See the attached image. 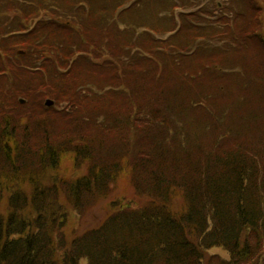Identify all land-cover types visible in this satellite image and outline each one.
Wrapping results in <instances>:
<instances>
[{
  "label": "trees",
  "instance_id": "16d2710c",
  "mask_svg": "<svg viewBox=\"0 0 264 264\" xmlns=\"http://www.w3.org/2000/svg\"><path fill=\"white\" fill-rule=\"evenodd\" d=\"M195 1L0 0V264H264V150L239 138L264 124V87L234 105L241 70L216 68L228 40L243 63L264 54L258 0L239 33L193 25ZM121 177L147 201L63 233Z\"/></svg>",
  "mask_w": 264,
  "mask_h": 264
},
{
  "label": "rangeland",
  "instance_id": "374dc122",
  "mask_svg": "<svg viewBox=\"0 0 264 264\" xmlns=\"http://www.w3.org/2000/svg\"><path fill=\"white\" fill-rule=\"evenodd\" d=\"M247 1H249V0H247ZM247 1L246 0H197V1H195V4H193L196 6L190 7V8L184 7L181 10L184 13H187V16L190 15L189 11L194 10V12L191 13L190 18H189L193 25L195 24L196 26H199V27L202 25L203 26L207 25L205 19L203 20L202 23H200V21L197 20V18L199 16H201V14H202L201 17H203V18H208L210 16V17H214V18L218 19V17H223V18H225V21H223L222 24H227L232 29L233 28L237 29V31L239 33V31L242 29L243 19H237V14L240 13V11L245 12L248 9L247 4L249 2H247ZM255 1H257V0H255ZM253 4H256V7L254 9L256 12L250 11L249 13H245V14H247V18H248L249 23L251 25L250 29L254 27L255 30L258 31L260 29H263L260 25L264 24V0H258V2H253ZM200 9L205 10V14H203L202 10H200ZM177 12L178 11L176 10L175 13L177 14ZM47 13H48L47 16L42 17L44 20H46L47 18L51 19L50 15H52V13L50 11ZM193 14L196 15L195 18L192 17ZM260 33H262V32L258 31L254 34H260ZM78 37H80V39L82 41H84V38H83L84 35H83V37L81 34L76 35L75 39H77ZM90 37H91V34H89V38ZM79 42L80 41L76 40L75 45L76 44L77 45L74 46L75 48L74 47L72 48V49H75L74 57L84 56L81 52L80 53L76 52V50H78L77 47H79L78 46ZM205 46H206L207 50H212L214 45L212 43H206ZM234 50H235V47L233 46V42L231 40H228L225 43V50L223 52L225 54L216 56V58H219L218 60H216L218 62V65L216 68L220 69L219 68L220 67L219 60L221 59L224 61L225 66H228V67L230 66L232 69H234V71L241 70V71L236 72L235 74H234V72H232V74L229 75V77L231 76V79H233V81L227 83V84L232 83L230 85V88H229L230 94H231L230 98L232 97L234 105H237V104L242 102V99H244L245 96H246V98H250L249 91L255 92V94H257L256 92L258 91V88L264 87V54L260 56L262 60L256 61V59H258L260 57H255L252 60L253 61L255 60L256 63L255 62H254L255 64L249 63L250 64L249 65V64L243 63L242 59H241L242 57H245L246 55H244L242 53L241 54H235ZM86 55H87V57L84 56L85 58H88V59L93 58L92 54H89V55L86 54ZM199 57L202 58L203 55L200 54ZM223 58H225V59H223ZM71 59L72 58H70V60ZM70 60H69V62H70ZM203 60H204V58H202L200 61H203ZM15 62H16V58H14L12 60V64L15 65ZM69 62H68V65H69ZM18 64H23V63L19 61ZM30 66L34 67L33 65H30ZM256 66H260V67H256ZM36 67H39V65L37 64ZM246 67H248V68L245 70ZM223 68H225V67H223ZM29 69L34 70L35 67L29 68ZM42 74L46 76L45 72H42ZM19 78L20 79L18 81H16V83L14 84V87H16V89L20 88L22 85L25 84V78L22 77L21 75H19ZM236 78H239L240 82H238V83L234 82V79H236ZM0 80H2V82H3L4 79H2V77H1ZM146 82H147V80H146ZM149 84L152 85V82H150ZM144 90L151 92L150 89L147 90L145 87H144ZM220 90L223 91V88L221 87ZM242 90H243V93L245 96L241 93ZM25 98L26 97H24V96H19L18 98L16 97V99H13L15 101L13 103H15L14 107H15L16 113H17V111H18V114L26 113L25 112L26 109L20 108V105L21 106L26 105L29 107L32 106L33 101L32 100L29 101L30 98L29 99H25ZM230 98H229V100H231ZM19 99L24 100L23 104H19V101H18ZM244 105H247V104H244ZM248 106H250V104H248ZM251 107L255 108L256 104H253L248 109L251 110ZM57 114H58L57 121L58 120L61 121L63 119L62 118L63 114H61V112L57 113ZM263 116L264 115H259V117H255V118H257L256 122H259V118H261ZM241 119H242L241 126L244 128L243 124L249 118L245 119V116H244V119L243 118H241ZM31 120L32 121L34 120V116ZM250 123H251V121H250ZM51 127L53 129H55L54 124H52ZM221 129L223 130L224 128L222 127ZM233 130L234 129L231 126L225 132L227 133V131H228L230 133V131H233ZM250 130H251V128H250ZM51 132L56 134V135H59V134L55 133L54 130H51ZM253 132H255L256 135H255V133L250 132L247 136L240 135L239 138L243 139L247 142L253 141V146H255L256 150L257 149L264 150V124L258 128H254ZM254 136H255V139H254ZM142 138L143 137H141V136H137L134 138V140H132V142L133 141L136 142ZM250 138H252L253 140H251ZM140 143H141V141L138 142V144H140ZM135 147H138V146L135 145ZM66 163H67V165H69L67 161H65V164ZM143 196H138L135 193L134 189L126 181V178L121 177L119 180L116 181V183L113 186L112 192L107 197L102 198V199L94 202L93 204L89 205V207L86 210H84V213H82L80 216H78V214L75 212H70V209H68L67 210L68 211V213H67V215H68L67 219L68 220H67V223L63 229V233H65L67 235V232L72 231L71 234H73L74 232L78 233V232L84 231L87 228L95 227L97 224L100 223V221L103 220L106 213L110 209L114 208V206H116L115 209H118V207H120V206H122V207H129L130 206L133 208L139 207L143 203H145V201H147V199H148V198L143 197ZM211 255H218V256H221V258H223V259H228V255L220 248H215V249L210 250L208 252V256H211ZM82 264H86V263H82Z\"/></svg>",
  "mask_w": 264,
  "mask_h": 264
},
{
  "label": "water",
  "instance_id": "95a60500",
  "mask_svg": "<svg viewBox=\"0 0 264 264\" xmlns=\"http://www.w3.org/2000/svg\"><path fill=\"white\" fill-rule=\"evenodd\" d=\"M20 102L23 103L22 100H20ZM52 105H53V102L50 101V100H47V101L45 102V106H47V107H50V106H52Z\"/></svg>",
  "mask_w": 264,
  "mask_h": 264
}]
</instances>
